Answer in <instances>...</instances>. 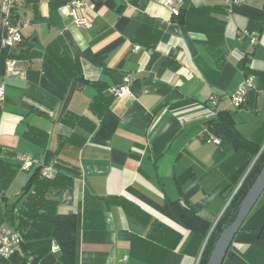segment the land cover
I'll list each match as a JSON object with an SVG mask.
<instances>
[{
  "label": "crops",
  "instance_id": "1",
  "mask_svg": "<svg viewBox=\"0 0 264 264\" xmlns=\"http://www.w3.org/2000/svg\"><path fill=\"white\" fill-rule=\"evenodd\" d=\"M70 1L18 0L12 11L25 26L3 75L0 171L8 165L14 176L1 210L18 207L30 176L51 165L68 178L48 197L76 216L75 264H198L251 166L210 139L207 121L229 111L242 136L264 147V0H172L176 15L161 0H82L61 14ZM80 16L90 26L75 24ZM250 75L234 106L227 96ZM125 78L128 93L109 92ZM17 170L26 180L9 203ZM172 202L208 220L207 234L185 226ZM263 225L264 190L222 264H264ZM0 226L17 230L7 217ZM57 250L53 243L38 264H56Z\"/></svg>",
  "mask_w": 264,
  "mask_h": 264
},
{
  "label": "trees",
  "instance_id": "2",
  "mask_svg": "<svg viewBox=\"0 0 264 264\" xmlns=\"http://www.w3.org/2000/svg\"><path fill=\"white\" fill-rule=\"evenodd\" d=\"M55 3L50 0L51 6L58 5ZM207 128L220 139V144L232 149L243 161L249 160L251 166L244 178L233 185L232 191L239 186L208 234L198 264H206L216 238L235 218L242 198L264 164V147L259 152L261 147L258 143L242 136L236 129L229 111L218 112L207 121ZM39 171L36 169L24 186L18 207H10L4 212L0 207V221L7 217L23 239L20 250L7 258L0 257V264H38L41 258L51 251L53 243L58 247L56 264H75L76 216L74 213H59L56 201L48 197L52 189L59 191L68 182V178L57 173L53 178L46 179L39 177ZM13 176L14 171L3 164L0 171V192L8 186ZM1 198L0 195V200ZM171 207L185 226L207 234L210 226L208 220L190 209L179 207L176 202H172Z\"/></svg>",
  "mask_w": 264,
  "mask_h": 264
},
{
  "label": "built area",
  "instance_id": "3",
  "mask_svg": "<svg viewBox=\"0 0 264 264\" xmlns=\"http://www.w3.org/2000/svg\"><path fill=\"white\" fill-rule=\"evenodd\" d=\"M182 0H177L181 2ZM241 0H226L228 5L239 3ZM162 3L172 7V13L178 14L175 3L172 0H161ZM18 0H0V105L5 99V83L3 75L13 71L15 67V59L11 57V50L14 46L19 44L22 40V28L25 25L13 24L11 22V15ZM84 4L82 0H72L59 7V11L63 15H69L73 8H79ZM74 23L77 25L90 26L89 20L84 16L75 18ZM256 35H252L251 42L255 43ZM134 49H138L135 46ZM2 66V71H1ZM128 78H125V84L119 87H112L109 92L116 96H121L129 92ZM253 86L252 77L247 76L242 84H240L227 97L234 106H240L245 101L247 90ZM215 101V98L213 99ZM210 139L215 144H220V139L214 135ZM30 157H24L21 169H27L31 165ZM40 175L43 178L51 179L54 177L56 170L51 165H45L40 168ZM239 185H237L238 187ZM236 187V188H237ZM233 191L231 198L234 194ZM230 201V200H229ZM22 236L17 230L10 229L6 226H0V257L7 258L10 255L20 250L22 244Z\"/></svg>",
  "mask_w": 264,
  "mask_h": 264
},
{
  "label": "water",
  "instance_id": "4",
  "mask_svg": "<svg viewBox=\"0 0 264 264\" xmlns=\"http://www.w3.org/2000/svg\"><path fill=\"white\" fill-rule=\"evenodd\" d=\"M264 190V164L249 187L248 191L242 198L235 218L221 231L216 238L214 245L211 249L206 264H222L225 254L239 228L241 227L244 219L255 205ZM231 188H228L223 197L230 194ZM231 196L229 197V200ZM228 200V201H229ZM212 230V229H211Z\"/></svg>",
  "mask_w": 264,
  "mask_h": 264
},
{
  "label": "rangeland",
  "instance_id": "5",
  "mask_svg": "<svg viewBox=\"0 0 264 264\" xmlns=\"http://www.w3.org/2000/svg\"><path fill=\"white\" fill-rule=\"evenodd\" d=\"M26 178V173L21 170H17V174L14 180L11 182L7 188V197L9 203H13L20 194L21 186L24 184Z\"/></svg>",
  "mask_w": 264,
  "mask_h": 264
}]
</instances>
